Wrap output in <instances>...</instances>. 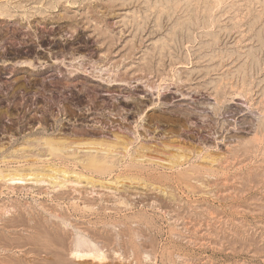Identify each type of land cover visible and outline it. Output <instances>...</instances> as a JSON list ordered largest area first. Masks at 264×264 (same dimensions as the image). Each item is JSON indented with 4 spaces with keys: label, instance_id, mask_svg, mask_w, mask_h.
Instances as JSON below:
<instances>
[{
    "label": "rangeland",
    "instance_id": "rangeland-1",
    "mask_svg": "<svg viewBox=\"0 0 264 264\" xmlns=\"http://www.w3.org/2000/svg\"><path fill=\"white\" fill-rule=\"evenodd\" d=\"M26 1L22 4H27L26 8L28 7V9L26 13L28 12V15H33L30 21L31 23H35L34 29L40 34L38 39L43 40L38 43L40 46L37 47L38 49H41V46H50L56 43L67 51L72 50L71 47H76L75 50L70 52L80 54H75V56H81L85 66H88V64L89 66L93 64H104L107 66L108 64L112 65V67H118V71L120 69L119 75L121 72L123 73L120 77L121 80L130 85L128 84L127 87H114L108 90L101 85L99 90H92L96 88L94 86L98 82L79 76L77 78L79 80L72 81V84H69V88L66 90V88H62L60 85H54L55 81H64V78L58 77L52 72V69L57 68L64 74L65 70L62 65H69L67 62L71 61L70 58H64L65 55H62L61 58L65 59L62 60L65 62L64 64H58L61 59L59 61H52L51 63L45 58L42 59V62H47L43 64L45 68H39L38 71L34 70V72L44 73L47 70L51 72L47 71L48 73L45 74L46 76L43 75V77L46 79L50 77L49 80L54 86H52L54 91H51L48 97L54 101L52 99L43 100L42 93H39L40 95L38 96L41 99H38L37 96V99L33 100L28 97L24 101L25 106L22 108L21 106H17L16 108L13 104L12 106H8V109H11L9 111V113L11 112V118L3 114L5 108L0 109V114H3L0 118V147L2 145V155H6L14 150L15 147L20 146L24 139L39 136H62L64 134L63 136L67 135L70 137H84V135L85 137H92L89 135H93L97 139L112 140L114 133L123 134L124 132L123 135L132 137L133 128L131 124L137 119L136 116L138 115L134 114L138 112L143 113V116L148 115L145 118L147 121L146 125H144L145 130H141L139 135L142 139L140 141L150 150H147L145 154L149 158L154 159L153 162L166 159L170 154H175L176 156L182 155L184 157L179 160V163L184 165H182V168H178V170H185L187 167L190 168L191 165H205L206 163L207 167L210 166L212 170L216 169L217 172H220L221 170L219 171L217 168L220 167L224 156L231 157L232 153L241 149L239 148L241 140H248L253 136L256 123L262 116L261 109L264 106V0H225L223 8L220 6L217 8L218 10L214 9L217 11L214 12L212 10L213 14L211 18L207 16L208 13L210 15L211 6H213L212 0H178L179 6H181L176 10L173 6L174 0L172 2L171 0H126L127 3L125 2L124 4L120 2L121 0H74L75 3H73V0H69L73 4L71 7L64 3L66 0H59L60 3L54 0L52 2L56 4L54 6L58 10L57 14L48 9V4L50 5V3L47 0L45 1L47 5L45 4V9L42 10L34 9L36 0ZM178 1L176 0V2ZM205 1L212 5L208 4L209 7H207L208 5ZM200 2L202 3L200 4ZM203 2L205 3L203 4ZM18 7L14 6L12 8V21L8 22L9 20L5 18V20H0V28L5 26L9 34L13 31L14 37L16 36L17 40L20 38V31L24 30L23 27L28 26V22L20 18L22 12ZM161 9H164L165 12ZM167 12L170 15H167ZM138 15L139 17H137ZM45 17L46 19H44ZM13 20L15 27L13 26L14 23H12ZM41 20H44L46 23L42 22L40 24ZM98 20L99 22L101 20L104 22L105 28L109 30L106 33L108 35L101 36L104 33L96 27ZM50 22L53 23L50 25ZM207 22L211 23L212 27ZM17 23L20 26H17ZM212 23H215L214 27ZM137 28L138 30H136ZM56 37L59 38L58 42H54ZM103 38L106 39L105 41L111 39L105 42ZM28 39L30 38L28 37ZM105 56L106 59L104 58ZM102 59L106 63L102 62ZM35 63H37L36 66L38 67L42 65L41 62ZM46 65L48 67L51 66L52 69ZM25 76L27 78L30 77L28 74ZM1 79L2 77L0 81ZM131 85L133 88H131ZM155 85H162L160 88L166 87L160 91V100H158L161 106L158 105V100H156ZM81 88H85L86 90L80 96L89 97V100L77 102L74 99V94L79 95L78 90ZM59 89L62 92L61 94L59 93ZM32 90H25V95L22 94L23 97L25 98L28 94L30 95ZM64 90L66 91L64 92ZM125 97L134 98V100L125 102L123 101ZM141 97L144 99H140ZM63 99L67 101H62ZM135 103L136 106L134 105ZM58 104L61 106H58ZM172 106L178 107L180 110L194 111L195 115L190 117L191 120L190 118L187 121L185 120L186 123L182 121L177 128L165 119L157 118L159 114L166 116L167 112L169 113V110L173 108ZM44 107L46 108V112L42 110ZM18 108L23 110H19ZM119 108L123 109V112L116 113ZM27 111L35 112V115L43 114L45 118L47 117L43 122L45 128H34V132L30 133L29 130H32L30 126H35L39 119L34 115L35 118L33 120H25L28 117L25 116ZM22 112L25 113L21 114ZM152 115L156 119L149 117ZM58 116H60L61 122L55 127L51 118H57ZM119 116L126 118L128 123L120 122ZM189 120L190 122H188ZM100 121L102 122L100 123ZM12 125L20 128L17 133L15 132L16 134L4 130L5 128L12 127ZM92 126H100V128L95 130ZM58 128L61 130L57 131ZM20 132L22 133L20 134ZM167 145L169 146L167 147ZM136 147V143H133L128 146L127 151H130V154L132 152L134 156L135 152L133 153V151L136 150ZM77 152L84 154L85 150L84 152ZM123 152L126 154L125 151H122L119 154L121 158L118 156L120 160L119 168L111 176L110 181L112 183L107 184L109 178L105 179L106 183L104 182L105 187L108 185L112 188L109 190L107 188H98L99 185L97 184L94 187L87 186L86 189L89 191V195L83 196L84 199L92 200V203L96 204L93 207V210L96 212L87 211L86 214H88L83 215L88 217L84 218L85 220L83 219V221L98 224L99 227L97 226L96 228L98 231L96 234L97 237H100L99 243L102 242L100 245L103 247V251L107 257L104 262H93V264H264V189L260 188L264 186V184H260L261 175L264 173L263 167L261 170L260 168L256 170L257 172L253 170L250 176L245 175V169L242 170L244 172L242 175V171H234L230 168V170L228 169L224 172L223 175L225 176L216 175L218 177L216 178V176L207 175L198 179L199 181L197 182H192L196 190H186L184 185H174V180L171 178L163 179L165 185H159L158 183L153 185L151 181L149 183L147 181L128 179L129 170L122 169L121 167L122 164H126L129 160L127 158L128 154L125 155ZM207 152L210 154L208 155L210 158L207 157V162L203 164L201 159L207 155ZM211 157L217 159V162L212 165L208 163ZM143 165L150 170L153 168L157 169L154 172L156 175L167 174L161 176L163 178L169 177L170 173L175 172L174 170L172 172L167 169H159L155 165L153 166L151 162L149 164L146 162ZM75 170L78 171V168ZM123 170L127 177L125 175L121 176L120 183L115 185L113 182L114 178L119 173L124 174ZM234 175L235 177H233ZM69 177L72 179L70 182L72 184H67L66 189H69V191L72 189H84V184L75 185L74 176L69 175ZM252 177L255 178L258 186ZM224 178H228L227 182L223 180ZM33 183V181L23 183L22 189L15 190L16 195L13 194L14 196H0V204L21 203V205L23 204L22 207L39 209L41 207L39 204L43 203L42 206L52 207L53 203L48 201L46 193L49 191L48 196L50 198L55 193H59V190H55L53 194L51 188H48L49 184L40 185L39 183ZM4 186L6 185L4 184ZM41 186L42 190H39ZM246 187L249 188L245 189ZM44 190L45 192L43 193ZM3 191L7 193L6 189ZM39 193H41V197H37ZM76 202L80 201L76 200ZM49 203L51 205H48ZM68 203L70 202L66 200L65 204ZM103 207H105L104 209L107 212ZM113 209L116 210L114 211ZM90 213L96 214L91 216L89 215ZM100 221L104 223L101 224ZM117 222L119 223L117 224ZM105 223H111L116 227L112 229L110 225H105ZM101 236L105 239L108 238L107 240H113V245H108V241H102L103 238L101 239ZM16 238L19 239L21 237ZM28 250L29 247L23 250L22 253L18 252V250H11L12 252L0 251V264H26L23 262L25 259L23 258L25 256L23 252L25 253ZM138 252L139 254H137ZM21 256L23 260L21 259L19 262L17 258ZM31 256L26 255V259L31 260L33 257ZM74 263L81 262L75 260ZM29 264H32V262Z\"/></svg>",
    "mask_w": 264,
    "mask_h": 264
},
{
    "label": "bare ground",
    "instance_id": "bare-ground-1",
    "mask_svg": "<svg viewBox=\"0 0 264 264\" xmlns=\"http://www.w3.org/2000/svg\"><path fill=\"white\" fill-rule=\"evenodd\" d=\"M26 0H0V20L1 19H7L9 20L8 22L12 21L13 16H12V8L14 6H19L18 9L21 10L22 15H21V19L25 20L26 22H28V26L23 27L24 30L21 31L23 32L22 36L23 39L21 38L22 42L20 44L24 45V47H26L27 44V39L28 37L33 38L34 40H37L40 37V34H38L37 30L34 29V24L35 23H31L30 18L33 17V15H28V12L26 13L28 7L26 8V5H23ZM28 1V0H27ZM26 1V2H27ZM45 1L46 0H36V5H34V9L35 10H42L45 9ZM49 1L50 5L48 4V9L52 10V12H55L57 14V9L56 6H54L55 2L53 3L52 1L54 0H47ZM57 2H59V0H56ZM168 1V0H167ZM178 1V0H177ZM198 1V0H197ZM195 1V2H197ZM203 1V0H202ZM210 1V0H209ZM208 1V2H209ZM213 1V6H211L212 4L207 3V5L209 4L211 6V10H210V15L208 13L209 18L212 17V10L219 8L220 6H222L223 8V3H225V0H212ZM229 1V0H228ZM240 1V0H239ZM56 2V3H57ZM120 2H122L123 4L126 2V0H121ZM172 2V0H171ZM203 2V4L205 3ZM23 3V4H22ZM35 3V2H33ZM60 3V2H59ZM58 3V4H59ZM64 3L68 4L67 6H73V4H71L69 2V0H66ZM73 3L74 0H73ZM77 3V2H76ZM127 3V2H126ZM199 3V2H198ZM202 2H200L201 4ZM244 3V1H243ZM246 3V2H245ZM32 4V3H30ZM57 4V5H58ZM169 4V3H167ZM166 4V5H167ZM197 4V5H200ZM239 4V3H238ZM47 5V4H46ZM56 5V4H55ZM64 5V4H63ZM160 5V4H159ZM158 5V7H159ZM196 5V6H197ZM209 5L207 7H209ZM33 6V5H32ZM31 6V8L33 9V7ZM173 6L176 9H179V1L176 2V0H174ZM205 6V5H204ZM66 7V6H65ZM152 7V6H151ZM162 7V6H161ZM165 7V6H164ZM69 8V7H67ZM153 8V7H152ZM171 8V7H170ZM169 8V9H170ZM173 8V9H174ZM198 8V6H197ZM200 8V7H199ZM202 8V6H201ZM15 9V8H14ZM30 9V8H29ZM76 9V8H75ZM138 9V8H137ZM11 10V11H10ZM31 10V9H30ZM49 10V11H50ZM162 11H164V9H161ZM171 10V9H170ZM209 10V9H208ZM218 10V9H217ZM217 10H214L217 11ZM222 10V9H221ZM25 11V12H24ZM45 11V10H44ZM149 11V9H148ZM168 11V10H167ZM185 11V10H184ZM19 12V11H17ZM32 12V11H31ZM30 12V13H31ZM35 12V11H33ZM47 12V11H46ZM160 12V11H159ZM165 12V11H164ZM209 12V11H208ZM42 13V12H41ZM50 13V12H49ZM146 13V12H145ZM37 14V13H36ZM39 14V13H38ZM48 14V13H47ZM53 14V13H52ZM161 14V12H160ZM163 14V12H162ZM169 13L167 12V15ZM259 14V13H258ZM263 14V13H262ZM49 15V14H48ZM54 15V14H53ZM96 15V14H95ZM135 15V14H134ZM146 15V14H145ZM170 15V14H169ZM223 15V14H222ZM237 15V14H236ZM235 15V16H236ZM250 15V14H249ZM42 16V15H41ZM133 16V15H132ZM136 16V15H135ZM134 16V17H135ZM161 16V15H160ZM197 16V15H196ZM224 16V15H223ZM15 17V16H14ZM43 17V16H42ZM47 17V16H46ZM46 17L44 19H46ZM139 17V15L137 16ZM144 17V16H143ZM214 17V16H213ZM239 17V16H238ZM237 17V18H238ZM50 18V17H49ZM97 18V17H96ZM99 18V17H98ZM244 18V17H243ZM242 18V19H243ZM258 18V17H257ZM256 18V19H257ZM4 19V20H5ZM134 19V18H133ZM140 19V18H139ZM143 19V18H142ZM160 19V18H159ZM259 19V18H258ZM147 20V19H146ZM214 22V18L212 19ZM49 21V20H48ZM51 21V20H50ZM38 22V21H37ZM42 24V22L46 23L44 20L40 21ZM158 22V21H157ZM204 22V21H203ZM14 23V20L13 22ZM19 23V22H18ZM17 23V26H20V24ZM39 23V22H38ZM43 23V24H44ZM53 23V22H52ZM51 22L49 23L50 25L52 24ZM138 23V22H137ZM144 23V22H143ZM205 23V22H204ZM262 23V22H261ZM26 24V25H27ZM37 24V23H36ZM97 24V28L100 29V31L102 33H104L101 36H106L108 34H106L109 30H107L108 28H105L104 22L101 20V22H99ZM128 24V23H127ZM136 24V23H135ZM198 24V23H197ZM207 24H210L209 22H207ZM213 24V23H212ZM215 24V23H214ZM213 24V27H214ZM6 25V24H5ZM15 25V23L13 24V26ZM141 25V24H140ZM204 25V24H203ZM209 25V27H210ZM2 26V24H1ZM12 26V27H13ZM44 26V25H43ZM207 26V25H204ZM254 26V25H253ZM15 27V26H14ZM141 27V26H140ZM198 27V26H197ZM208 27V28H209ZM212 27V25H211ZM149 28V27H148ZM147 28V29H148ZM182 28V27H181ZM132 29V28H131ZM141 29V28H140ZM199 29V28H198ZM95 30V29H94ZM98 30V29H97ZM135 30V29H134ZM138 30V28L136 29ZM10 31V30H9ZM140 31V30H139ZM137 32V31H136ZM190 32V31H189ZM11 33V32H10ZM26 33V34H25ZM40 33V32H39ZM212 33V32H211ZM21 34V33H20ZM25 34V35H24ZM137 34V33H136ZM0 37L1 40L5 42V40L7 41V43L9 44V46H13V41H14V34H12V36L10 37L8 34V32L6 31L5 26H2V28H0ZM99 35V34H98ZM111 35V34H110ZM109 35V36H110ZM20 36V37H22ZM214 36V35H213ZM16 37V36H15ZM19 37V36H18ZM108 37V36H107ZM194 37V36H193ZM27 38V39H26ZM52 38V37H51ZM50 38V39H51ZM109 38V37H108ZM112 38V36H111ZM110 38V39H111ZM151 38V37H150ZM20 39V38H19ZM104 41L106 40L105 38H103ZM110 39L107 41H110ZM32 40V39H31ZM33 40V41H34ZM40 40V39H39ZM113 40V39H112ZM196 40V39H195ZM259 40V39H258ZM19 41V40H18ZM103 41V42H104ZM105 41V42H107ZM207 41V40H206ZM246 41V40H245ZM104 42V43H105ZM113 42V41H112ZM136 42V41H135ZM15 43V42H14ZM101 43V42H100ZM214 43V42H213ZM243 43V42H242ZM17 44V43H16ZM18 43V45H20ZM32 44V43H31ZM128 44V43H127ZM126 44V45H127ZM237 44V43H236ZM246 44V43H245ZM2 44H0L1 46ZM17 45V46H18ZM36 45V44H35ZM101 45V44H99ZM108 45V44H107ZM249 45V43H248ZM252 45V44H251ZM16 46V48H17ZM21 46V45H20ZM29 46V45H28ZM38 46V45H37ZM106 46V44H105ZM2 47V46H1ZM14 47V46H13ZM9 48V47H8ZM15 48V49H16ZM99 49V48H98ZM128 49V48H127ZM225 49V48H224ZM231 49V48H230ZM1 50V49H0ZM22 50V49H20ZM31 50V49H30ZM130 50V49H129ZM159 50V49H158ZM156 50V51H158ZM228 50V49H227ZM27 51V50H26ZM25 51V52H26ZM148 51V50H147ZM209 51V50H208ZM17 52V51H16ZM22 52V51H21ZM24 53V52H23ZM28 53L31 52H27L26 55ZM158 53V52H157ZM160 53V50H159ZM180 53V52H179ZM253 53V52H252ZM1 54V53H0ZM76 54V53H75ZM244 54V53H243ZM155 55V54H154ZM171 55V53H170ZM206 55V54H205ZM3 56V55H2ZM104 56V55H103ZM102 56V58H103ZM159 56V55H158ZM247 56V55H245ZM151 57V56H150ZM162 57V56H161ZM70 58V62H67L69 65L64 64L65 62L62 60H65L63 58H61V61H59L58 64H64L62 65V67L65 70V73L63 74L59 69H52V67H49L52 69V72L55 73L58 77H62L64 78V81L62 80H58L54 82V85H60L62 88H66V90L69 88V84H72V81H77L79 79H77L79 76H81V78L85 77V78H89L92 79L93 81L95 80L98 83H95L96 88H93L92 90H96V89H100L101 85L106 87L107 90L114 88V87H120V86H124L127 87L129 83L123 82L124 80H121V74H123L121 72V74L119 75V71H118V67H112V65H108L105 66L103 65H91L88 66L84 65L85 63L83 62V58H81V56H75L72 52H70L69 55ZM106 59V56L104 57ZM231 58V57H229ZM25 59V58H24ZM85 59V57H84ZM30 60V59H29ZM29 60H22L23 62H16L14 65L16 68H19L20 71L17 69L18 73L16 72V69H9L12 70L11 71V81L8 82L9 84L7 85L8 87V94L6 93L5 99H7L6 96L8 95H12V97H14V95L16 94V92L19 90H22V93L24 94L25 90L29 91V86L31 88H37L35 89L38 93H42L43 95V99L45 101H47V99H49L48 96L50 95H44L46 93L51 94V89L49 85H47L44 81L43 75H45L46 73H48L46 70V72H42V73H38V72H34V71H30L28 72V70H35L36 68L32 65L31 61ZM88 60V59H87ZM182 60V59H181ZM189 60V59H188ZM204 60V59H203ZM85 61V60H84ZM104 60L102 59V62ZM178 61V59H177ZM42 62V61H41ZM92 62V61H91ZM183 62V61H181ZM34 63V62H33ZM43 64H46L44 62H42ZM94 63V62H93ZM104 63H106L104 61ZM107 63H109L107 61ZM111 63V62H110ZM177 63V62H176ZM4 64V63H3ZM43 64L40 66V69H44L45 66L43 67ZM243 64V63H242ZM252 64V63H251ZM12 65V67L14 66ZM37 65V64H36ZM52 65V64H51ZM56 65V64H55ZM159 65V64H158ZM184 65V64H183ZM223 65V64H222ZM50 66V65H49ZM61 66V65H60ZM160 66V65H159ZM179 66V65H178ZM7 67V66H6ZM54 67V66H53ZM59 67V66H57ZM259 67V66H258ZM9 68V67H8ZM149 68V67H148ZM159 69V67H157ZM227 68V67H226ZM26 69V70H25ZM163 69V68H162ZM169 69V68H168ZM213 69V68H212ZM235 69V68H234ZM261 69V68H260ZM3 70V68H2ZM37 71L39 70L38 68L36 69ZM35 70V71H36ZM225 70V69H224ZM229 70V69H228ZM241 70V69H240ZM239 70V72H240ZM247 71V70H246ZM1 72V71H0ZM168 72V71H167ZM244 72V71H243ZM51 73V72H49ZM166 73V72H165ZM241 73V72H240ZM247 73V72H246ZM264 73V72H263ZM3 74V73H2ZM29 75L30 77H26L25 75ZM236 74V73H235ZM234 74V75H235ZM48 75V74H47ZM1 76V75H0ZM46 76V75H45ZM83 76V77H82ZM10 77V76H9ZM156 77V76H155ZM159 77V76H158ZM207 77V75H206ZM27 78V79H26ZM254 78V77H253ZM252 78V79H253ZM7 79V78H6ZM50 79V77H49ZM255 79V78H254ZM66 80V82H65ZM69 80V82H68ZM159 80V79H158ZM182 80V79H181ZM206 80V79H205ZM243 80V79H242ZM48 81V80H47ZM52 81V80H51ZM156 81V80H155ZM162 81V79H161ZM160 81V83H161ZM82 82V81H79ZM159 82V81H158ZM7 83V82H6ZM84 83V82H83ZM88 83V82H87ZM86 83V84H87ZM100 83V84H99ZM156 83V82H155ZM254 83V82H253ZM252 83V84H253ZM1 84V83H0ZM172 84V83H171ZM218 84V83H217ZM52 85V84H50ZM74 85V84H73ZM85 85V84H84ZM91 85V84H90ZM130 85V84H129ZM179 85V84H178ZM238 85V84H237ZM251 85V84H250ZM53 86V85H52ZM71 86V85H70ZM82 86V83H81ZM162 86V85H160ZM160 86H156L155 85V91H156V100H158L160 98V91L161 89H165L164 87L160 88ZM54 87V86H53ZM93 87V86H92ZM154 87V86H153ZM168 87V86H167ZM131 88L132 85H131ZM136 88V87H135ZM148 88V87H147ZM223 88V87H222ZM57 89V88H56ZM61 89V88H60ZM59 89V90H60ZM154 89V88H152ZM208 89V88H207ZM34 90V91H35ZM64 90V92L66 91ZM85 88H81L80 90H78L79 96L82 95L83 91H85ZM91 90V88H90ZM215 90V89H214ZM226 90V89H225ZM16 91V92H15ZM52 91L53 88H52ZM69 91V90H68ZM154 91V92H155ZM219 91V90H218ZM248 91V90H247ZM19 92V91H18ZM87 92V91H86ZM94 92V91H93ZM33 93V92H32ZM36 93V92H35ZM38 93H36L35 95H37ZM60 94L62 93L61 90L59 92ZM56 94V93H55ZM59 94V95H60ZM68 94V93H67ZM230 94V93H229ZM25 95V94H24ZM32 95V94H31ZM72 95V94H71ZM86 95V94H85ZM91 95V94H90ZM218 95V94H217ZM247 95V94H246ZM249 95V94H248ZM20 96V95H19ZM67 96V95H66ZM75 96V100L77 102H83V99H81L80 97H78L77 94H74ZM84 96V95H83ZM73 97V96H72ZM93 97V96H92ZM231 98V96H229ZM21 98L23 100H19V102H15V101H9L8 102V106H12V104L14 106H21L24 107L25 106V99L23 97V95H21ZM34 98V94L32 95V100ZM89 100V97H87ZM52 99V98H50ZM49 99V100H50ZM140 99H144V98H140ZM241 99V98H240ZM53 100V99H52ZM134 100V98H130V97H125L123 101L125 102H130ZM160 100V99H159ZM158 100V103H159ZM215 100V99H214ZM231 100V99H230ZM4 101V100H3ZM43 101V100H42ZM54 101V100H53ZM51 101V102H53ZM62 101H67L66 99H63ZM50 102V103H51ZM60 102V101H59ZM135 102V101H134ZM249 102V101H248ZM61 103V102H60ZM66 103V102H65ZM62 104V103H61ZM64 104V103H63ZM154 104V103H153ZM152 104V105H153ZM157 105V103H155ZM247 104V103H246ZM136 106V103L134 104ZM151 105V107H153ZM160 105V103L158 104ZM248 105V104H247ZM260 105H262L260 103ZM259 105V106H260ZM8 106H6L7 108L3 110V114L6 115V117L8 116L9 118H11V112L9 113ZM52 106V105H51ZM58 106H61L58 104ZM81 106V105H80ZM155 106V105H154ZM161 106V105H160ZM249 106V105H248ZM263 106V105H262ZM138 107V106H137ZM150 107V105H149ZM148 107V108H149ZM159 107V106H158ZM173 107V106H172ZM171 107V108H172ZM21 108H18L19 110H23ZM160 108V107H159ZM158 108V109H159ZM194 108V107H193ZM30 109V108H29ZM32 109V108H31ZM68 109V108H67ZM86 109V108H85ZM139 109V108H138ZM191 109V108H190ZM189 109V110H190ZM220 109V108H219ZM27 110V109H26ZM44 112H46V108L44 107V109H42ZM149 110V109H148ZM195 110V109H193ZM224 110V109H223ZM226 110V109H225ZM250 110V108H249ZM254 110V109H253ZM262 110V116L260 119H258L257 121V125H256V129L255 132L253 134V136L248 139V140H241V142H239V148H241L240 150H236L234 153H232L233 155L230 156H224V160L221 161L220 163V167L217 168L219 169L220 172H217L216 169L212 170V168L209 166L207 167L206 163L207 162V157H209L208 152L207 155H205L201 160L203 161V164L205 163V165H189L190 168L187 167V169L185 170H178V168H182V165L184 164H180L179 160H181L184 156L182 155H172L170 154L166 159L163 160H157L153 162L154 159L149 158L145 152L147 150H149V148L143 144V142H141V136L139 135V132L141 130H145L144 125H146L145 123L146 121V116H143V113H136L134 115H138L136 116L137 119L132 122V128H133V135L132 137H128L127 135H123L121 134H115L113 135V139L112 140H105V139H100V138H94L93 135H89L92 137H78V136H47V137H36V138H27L24 139L23 142L20 144V146L15 147L14 150H12L11 152L7 153L6 155H2V145L0 147V196H10V195H16L15 190L18 189H22L23 187V183H27L28 181H33L34 183H39L40 185L43 184L45 185V183H47L46 185H50L48 188H51L52 193L55 192V190H59V193H53L54 195L52 197L49 198L48 194L49 191L46 193L47 197H48V201H50L51 203H53L52 207H45L41 205V207L39 209H34L33 207H22L21 203H13L10 205H6V204H0V251H11V250H18V252H21L23 250H25L26 248L29 247V250L27 252H23V254H25V256L23 258L24 259V263L29 264L32 262V264H93V262L97 263V262H104L106 260V255L103 251V247L100 245L102 242L99 243V239L100 237H97L96 232L97 231V226L98 224L96 223H90V221H83V219L88 216H86V212H94L95 210H93L94 204L92 203V200H88V199H84L83 196L89 195V191H87L86 187L87 186H91L94 187L96 184L99 185L98 188H107L108 190L112 187L106 185H104V182L106 181L105 179H108L107 184H111L112 182L111 180V176L118 170L119 168V158H121V156H119V154L122 151H125L127 155V158L129 159L127 161L126 164H122L121 167L122 169H127L129 170V176L128 179H132V180H137V181H147L151 184L155 185L156 183H158L159 185H163L164 181L163 179H167V178H171L174 183V185H184L186 188V190H194L196 187H194L192 182H197L199 181L198 179L203 178L207 175L210 176H222L224 174L225 171H227L228 169L230 170V168L234 171H242L243 169H245V175L250 176L251 172L254 170L255 172H257L256 170H258L260 168L263 167L264 169V106L261 109ZM165 111V110H164ZM196 111V110H195ZM69 112V111H68ZM119 112H123V109H118L116 111V113ZM149 112V111H148ZM225 112V111H224ZM257 112V111H256ZM13 113V112H12ZM19 113V112H18ZM25 112H22L21 114H23ZM88 113V112H87ZM3 114H0V118ZM58 114V113H57ZM146 114V113H145ZM20 116V114H18ZM35 112L33 113L32 111L29 112L27 111L26 113V117L25 120H33L35 117H37V122L35 126H30L29 132H34V128L38 129V128H42L44 129L45 125H43V122L45 121V119H47V117L45 118L44 115H38L36 114L35 117ZM50 115V114H49ZM111 115V114H110ZM116 115V114H113ZM119 115V114H118ZM116 115V116H118ZM121 115V114H120ZM127 115V113H126ZM195 113L194 111L192 112L190 111H185V110H180L178 107H173L171 110H169V113L167 112V115H161L159 114V117L157 118H162L165 119L167 122H170L171 124L175 125L176 128L178 127V125L183 121L185 122V120L187 121L188 118L194 116ZM15 116V114H14ZM17 116V115H16ZM158 116V115H157ZM13 117V116H12ZM22 117L24 118V116L22 115ZM53 117V116H52ZM120 118V122L122 123H128L126 118H122L121 116H119ZM151 119H156L152 116ZM205 117V116H204ZM60 116H58L57 118H51L55 127H57L60 122L61 119H59ZM105 118V117H104ZM148 118V117H147ZM150 119V118H149ZM191 120V118H190ZM190 120L188 122H190ZM194 120V119H193ZM153 121V120H152ZM151 121V122H152ZM102 121H100L101 123ZM187 122V123H188ZM21 123V122H20ZM24 123V122H23ZM29 123V122H28ZM186 123V122H185ZM130 124V123H129ZM19 125V123H18ZM30 125V124H28ZM94 125V124H93ZM244 125V124H243ZM248 125V124H247ZM174 126V127H175ZM195 126V125H194ZM242 126V125H241ZM255 126V125H254ZM48 127V126H47ZM54 127V129H55ZM60 127V126H59ZM93 129H99L100 126H92ZM173 127V126H172ZM244 127V126H243ZM4 129V128H3ZM20 128L18 126H14L12 125V127H8V129H4L5 131L8 132H16L19 130ZM35 129V130H36ZM48 129V128H47ZM83 129V128H82ZM51 130V129H50ZM56 130V129H55ZM61 130V129H57ZM86 130V129H85ZM250 130V129H249ZM25 131V130H22ZM37 131V130H36ZM81 131V130H80ZM123 131V130H122ZM186 131V130H185ZM1 132V131H0ZM46 132V131H45ZM61 132V131H60ZM82 132V131H81ZM252 132V131H251ZM11 133V134H12ZM13 133V134H14ZM15 133V134H16ZM22 132H20L21 134ZM59 133V132H58ZM176 133V132H175ZM180 133V132H179ZM12 134V135H13ZM26 134V133H25ZM52 134V133H51ZM173 134V133H172ZM83 135V134H82ZM101 135V134H100ZM169 135V134H168ZM176 135V134H175ZM10 136V135H9ZM16 136V135H15ZM20 136V135H19ZM95 136V135H94ZM144 136V135H143ZM168 137V136H167ZM243 137V136H242ZM245 137V136H244ZM112 138V137H111ZM12 139V138H11ZM107 139V138H106ZM177 139V138H176ZM16 142V141H15ZM169 142V141H168ZM136 143L137 147L136 150L133 151L134 156L132 155V152L130 154V151L128 152V146ZM153 143V142H152ZM180 143V142H179ZM189 143V142H188ZM238 144V143H237ZM15 145V143H14ZM163 145V144H162ZM171 145V144H170ZM189 145V144H188ZM146 146V147H145ZM169 145H167L168 147ZM184 146V145H183ZM194 146V145H193ZM230 146V145H229ZM135 147V146H134ZM150 147V146H149ZM185 147V146H184ZM232 147V146H231ZM131 148V147H130ZM129 148V149H130ZM153 148V147H152ZM162 148V147H161ZM188 148V147H187ZM206 148V147H205ZM5 149V148H4ZM75 149V150H74ZM172 149V148H171ZM196 149V148H195ZM194 149V150H195ZM202 149V148H201ZM238 149V148H237ZM74 150V151H73ZM85 150V152H84ZM122 150V151H120ZM170 150V149H169ZM175 150V149H174ZM180 150V149H179ZM77 151H83L84 154H81L80 152L78 153ZM150 151V150H149ZM160 151V150H159ZM168 151V150H167ZM199 151V150H198ZM230 151V150H229ZM153 152V151H151ZM162 152V151H161ZM182 152V151H181ZM191 152V151H189ZM201 152V151H199ZM232 152V151H231ZM169 153V152H168ZM178 153V152H177ZM183 153V152H182ZM228 153V152H227ZM230 153V152H229ZM121 154V155H124ZM148 154V153H147ZM154 154V153H153ZM191 154V153H190ZM189 154V155H190ZM194 154V153H193ZM199 154V153H198ZM197 154V155H198ZM124 155V156H125ZM203 155V154H202ZM217 155V154H216ZM224 155V154H223ZM229 155V154H228ZM119 156V158H118ZM122 156V157H124ZM212 156V155H211ZM215 156V155H214ZM219 156V155H218ZM222 156V155H221ZM195 157V156H194ZM199 157V156H198ZM125 158V157H124ZM123 158V160H124ZM210 158V157H209ZM199 160V159H198ZM122 161V160H121ZM126 161V160H125ZM195 161V160H194ZM144 162V163H143ZM151 162V164H153V166L155 165L157 168H161L162 170L167 169L173 172V170L175 172L170 173V175H168L169 177L163 178L161 176L167 175V174H158L156 175L154 172H156L157 169H148L147 167H144L145 163ZM215 162H217V159L214 157H211V160L208 161V163L210 165L214 164ZM165 163V164H164ZM192 164V163H191ZM120 167V168H121ZM78 168V171H76L75 169ZM161 170V171H162ZM216 170V171H215ZM124 172V170H123ZM262 172V171H261ZM127 173V171H126ZM158 173V172H157ZM161 173V172H160ZM231 173V171H230ZM243 171H242V175H243ZM256 174V173H255ZM261 174V173H260ZM69 175L74 176L73 180H74V184L75 185H83L84 184V189H72L69 191V189L67 188V184H72L70 183L72 181V179L69 177ZM124 174L119 173L118 176L116 178H114V184H119V180H121V176H124ZM233 175V174H232ZM216 176V178H218ZM225 176V175H223ZM222 176V177H223ZM228 177V175H226ZM237 176V175H236ZM256 176V175H255ZM125 177H127L125 175ZM221 177V178H222ZM232 177V176H231ZM235 177V175L233 176ZM241 177V176H240ZM253 178V177H252ZM257 178V177H256ZM127 179V178H126ZM228 178H224L223 180L227 182ZM239 179V178H238ZM244 179V178H243ZM249 179V178H248ZM251 179V178H250ZM256 183L255 178H253ZM170 180V179H169ZM171 180V181H172ZM216 180V179H215ZM240 180V179H239ZM247 180V179H246ZM157 181V182H155ZM167 181V180H166ZM245 181V180H244ZM252 181V180H251ZM253 181V182H254ZM122 182V181H121ZM126 182V181H125ZM128 182V181H127ZM168 182V181H167ZM213 182V181H212ZM239 182V181H238ZM250 182V181H249ZM1 183H3V185H1ZM33 183V184H34ZM106 183V182H105ZM129 183V182H128ZM206 183V182H205ZM222 183V182H221ZM252 183V182H251ZM250 183V184H251ZM4 184L6 186H4ZM124 184V183H123ZM145 184V183H144ZM172 184V183H171ZM216 184V183H215ZM230 184V183H229ZM260 184H264V173L263 175H261V182ZM27 185V184H26ZM158 185V186H159ZM165 185V184H164ZM214 185V184H213ZM222 185V184H220ZM232 185V184H231ZM245 185V184H243ZM113 186V185H111ZM205 186V185H204ZM227 186V185H226ZM258 186V184H257ZM146 187V186H145ZM206 187V186H205ZM217 187V186H214ZM119 188V187H118ZM175 188V187H173ZM213 188V187H212ZM222 188V187H221ZM232 188V187H231ZM249 187H246L245 189H247ZM261 189H264V186L260 187ZM7 190V193H5L3 190ZM24 189V188H23ZM26 189V188H25ZM47 189V188H44ZM47 189V190H49ZM176 189V188H175ZM179 189V188H177ZM236 189V188H235ZM42 190V186L41 189ZM63 190V191H62ZM113 190V189H112ZM116 190V189H115ZM132 190V189H131ZM147 190V189H146ZM163 190V189H162ZM196 190V189H195ZM203 190V189H202ZM243 190V189H241ZM20 191V190H19ZM93 191V190H92ZM120 191V190H118ZM134 191V190H133ZM159 191V190H156ZM166 191V190H165ZM199 191V190H198ZM238 191V190H237ZM32 192V191H31ZM30 192V193H31ZM45 192V190L43 191V193ZM100 192V191H99ZM192 192V191H191ZM231 192V191H230ZM243 192V191H242ZM28 193V192H27ZM34 193V192H33ZM32 193V194H33ZM42 193V191H41ZM41 193H39V195L37 197H41ZM92 193V192H90ZM95 193V192H94ZM211 193V192H210ZM215 193V192H214ZM220 193V192H219ZM236 193V192H235ZM38 194V193H37ZM97 194V193H96ZM252 194V193H251ZM13 195V196H14ZM25 195V192H24ZM52 195V194H50ZM76 195V196H75ZM137 195V194H136ZM152 195V194H151ZM160 195V193H159ZM183 195V194H182ZM222 195V194H221ZM233 195V194H232ZM242 195V194H241ZM31 196V194H30ZM171 196V195H170ZM18 197V196H16ZM15 197V198H16ZM27 197V196H26ZM36 197V198H37ZM117 197V196H116ZM157 197V196H156ZM215 197V196H214ZM252 197V196H251ZM260 197V196H259ZM5 198V197H4ZM28 198V197H27ZM33 198V197H32ZM35 198V197H34ZM121 198V197H120ZM144 198V197H142ZM147 198V197H146ZM194 198V197H193ZM224 198V197H223ZM19 199V198H18ZM31 199V198H30ZM42 199V198H41ZM167 199V198H166ZM173 199V198H172ZM189 199V198H188ZM195 199V198H194ZM206 199V198H205ZM217 199V198H216ZM33 200V199H32ZM38 200V199H37ZM46 200V199H45ZM69 201L70 203L65 204V202ZM76 200H79L80 202H76ZM142 200V199H141ZM147 200V199H146ZM174 200V199H173ZM179 200V199H178ZM193 200V199H192ZM214 200V199H213ZM258 200V199H257ZM262 200V199H261ZM260 200V201H261ZM8 201V200H7ZM11 201V200H10ZM62 201V202H60ZM126 201V200H125ZM124 201V202H125ZM131 201V200H130ZM157 201V200H156ZM195 201V200H194ZM200 201V200H199ZM12 202V201H11ZM25 202V201H24ZM151 202V201H150ZM172 202V201H171ZM208 202V201H206ZM251 202V201H250ZM258 202V201H257ZM264 202V201H263ZM2 203V202H1ZM4 203V202H3ZM28 203V202H27ZM33 203V202H32ZM51 203H49L48 205H51ZM79 203V204H78ZM106 203V202H105ZM143 203V202H142ZM186 203V202H185ZM197 203V202H195ZM199 203V202H198ZM204 203V202H203ZM235 203V202H234ZM262 203V202H261ZM46 204V203H45ZM219 204V203H218ZM38 205V204H37ZM96 205V204H95ZM168 205V204H167ZM166 205V206H167ZM232 205V204H231ZM255 205V204H254ZM28 206V205H27ZM36 206V205H35ZM34 206V207H35ZM104 206V205H103ZM135 206V205H134ZM107 207V206H106ZM38 208V207H37ZM105 207H103L104 209ZM108 208V207H107ZM113 208V207H112ZM110 208V209H112ZM115 208V207H114ZM144 208V207H143ZM193 208V207H192ZM231 208V207H230ZM259 208V207H258ZM109 209V210H110ZM160 209V208H159ZM263 209V208H262ZM105 210V209H104ZM114 211L116 209H113ZM121 210V209H120ZM173 210V209H172ZM180 210V209H179ZM184 210V209H183ZM254 210V208H253ZM106 211V210H105ZM131 211V210H130ZM231 211V209H230ZM260 211V210H259ZM96 212V211H95ZM107 212V211H106ZM111 212V211H110ZM144 212V211H143ZM178 212V210H177ZM182 212V211H181ZM199 212V211H197ZM98 213V212H97ZM113 213V212H112ZM116 213V212H115ZM126 213V212H125ZM129 213V212H128ZM173 213V212H172ZM237 213V212H235ZM260 213V212H259ZM86 214V215H83ZM96 213H90L89 215L93 216ZM144 214V213H143ZM160 214V213H159ZM178 214V213H176ZM189 214V213H188ZM242 214V213H241ZM100 215V213H99ZM111 215V214H110ZM130 215V214H129ZM199 215V214H198ZM131 216V215H130ZM204 216V215H203ZM209 216V215H208ZM238 216V215H237ZM242 216V215H241ZM150 217V216H149ZM202 217V216H201ZM228 217V216H227ZM151 218V217H150ZM233 218V217H232ZM84 219V220H85ZM118 219V218H117ZM239 219V218H238ZM81 220V222H80ZM107 220V219H106ZM110 220V219H109ZM161 220V219H160ZM177 220V219H176ZM232 220V219H231ZM253 220V219H252ZM155 221V220H154ZM187 221V220H186ZM234 221V220H233ZM236 221V220H235ZM254 221V220H253ZM101 222V221H100ZM115 222V221H114ZM113 222V223H114ZM239 222V221H237ZM104 222H101V224H103ZM119 222H117L118 224ZM125 223V222H124ZM135 223V222H133ZM132 223V224H133ZM139 223V222H138ZM150 223V222H149ZM255 223V222H254ZM85 224V225H84ZM89 224V225H87ZM91 224V226H90ZM100 224V225H101ZM110 225L112 229H115V225L111 224V223H105V225ZM121 224V223H120ZM221 224V223H220ZM231 224V223H230ZM104 225V226H105ZM126 225V224H125ZM138 225V224H137ZM223 225V224H222ZM244 225V224H243ZM127 226V225H126ZM157 226V225H156ZM99 227V226H98ZM211 227V226H210ZM245 227V226H244ZM252 227V226H251ZM131 228V227H128ZM203 228V227H202ZM102 229V228H101ZM127 230V229H126ZM131 231V229H130ZM107 233V232H106ZM183 233V232H182ZM23 234V235H22ZM100 235V233H98ZM102 234V233H101ZM209 234V233H208ZM242 234V233H241ZM22 235V236H21ZM98 235V236H99ZM244 235V234H243ZM21 237V238H16V237ZM104 236V235H103ZM143 236V235H142ZM196 236V235H195ZM111 237V236H110ZM212 237V236H211ZM103 237L101 236V239ZM113 238V237H112ZM130 238V237H129ZM108 238H103V240H105V242L108 241V245L112 246L114 242L113 240H107ZM202 239V238H201ZM222 239V237H221ZM204 240V239H203ZM208 240V239H207ZM123 241V240H122ZM189 241V240H188ZM195 241V240H194ZM129 242V241H128ZM133 242V241H132ZM151 242V241H150ZM196 242V241H195ZM198 242V241H197ZM116 244V243H115ZM135 244V243H134ZM214 244V243H213ZM244 244V243H243ZM147 245V244H146ZM134 246V245H133ZM145 247V246H144ZM139 248V246H138ZM131 249V248H130ZM142 249V248H141ZM178 249V248H177ZM138 250V249H137ZM166 250V249H165ZM12 252V251H11ZM188 252V251H187ZM178 253V252H177ZM22 254V255H23ZM134 254V253H133ZM139 254V252L137 253ZM19 255V254H18ZM26 255H32V259L27 260L26 259ZM112 255V254H111ZM135 255V254H134ZM139 256V255H138ZM141 256V255H140ZM169 256V255H168ZM179 256V255H178ZM8 257V256H7ZM71 258V259H70ZM9 259V258H8ZM20 262V260L22 259L21 257L17 258ZM134 259V258H133ZM139 259V258H138ZM23 260V259H22ZM69 260V261H68ZM71 260V262H70ZM77 260L81 263H74V261ZM89 260V261H88ZM22 262V263H23ZM89 262V263H87ZM172 262V261H171ZM94 263V264H95ZM16 264V263H15Z\"/></svg>",
    "mask_w": 264,
    "mask_h": 264
},
{
    "label": "flooded vegetation",
    "instance_id": "flooded-vegetation-1",
    "mask_svg": "<svg viewBox=\"0 0 264 264\" xmlns=\"http://www.w3.org/2000/svg\"><path fill=\"white\" fill-rule=\"evenodd\" d=\"M21 33V34H20ZM20 33H19V35L20 36H22V34H23V32H21L20 31ZM9 34V33H8ZM12 34H13V31H11V33H10V37L12 36ZM1 36V35H0ZM17 37H18V35H17ZM1 38L2 37H0V40H1ZM23 39V36L22 37H20V39ZM19 39V41L17 40V38L16 37H14V41H13V46H9V44L7 43V41L5 40V42H3V41H0V44H2L1 46H0V75H2V76H0V78L2 77V79H1V81H0V109H6L7 107L6 106H8V101L7 100H9V101H15V102H19V100H23L22 98H21V95L23 94L22 93V90H19L18 89V91L16 92V94H15V97H12V95L10 96H8L7 97V99H5V97H4V95H6V93L8 94V87H7V85L9 84L8 82H10L11 81V71L13 70V69H16V72L18 73V71H17V69L20 71V69L19 68H16L15 67V63L16 62H23L22 60H29V61H31V63H32V65L37 69H39V67L38 66H36V64L37 63H35V62H38V63H40L41 61H42V59H47L50 63L52 62V61H56V60H60L61 59V57H62V55H65V57L64 58H66V57H69V55H70V51H73V50H75L76 49V47H71V49L72 50H66V49H62V46H60L58 43H56V44H52V45H50V46H41V49H38L37 47H40L39 46V44L38 43H40L41 41H43V40H39V39H37V40H34L33 38H31L30 37V39H27V41H29V42H27V44L29 45H27L26 47H24V45H22V44H20L22 41ZM32 39V40H31ZM34 40V41H33ZM58 40H59V38L58 37H56L55 38V40H54V42H58ZM15 42V43H14ZM17 43V44H16ZM18 43L21 45H18ZM32 43V44H31ZM36 44V45H35ZM58 44V45H57ZM18 45V46H17ZM38 45V46H37ZM41 45V44H40ZM16 46H17V48H16ZM9 47V48H8ZM16 48V49H15ZM35 48V49H34ZM20 49H22V50H20ZM31 49V50H30ZM27 50V51H26ZM17 51V52H16ZM22 51V52H21ZM26 51V52H25ZM31 52V53H28L27 55H26V53L27 52ZM24 52V53H23ZM76 53V52H75ZM74 54V53H73ZM77 55H80V54H78V53H76ZM3 55V56H2ZM53 55V56H52ZM75 55V54H74ZM49 57H51V59H49ZM25 58V59H24ZM53 58H55V60H53ZM34 62V63H33ZM45 62V61H44ZM4 63V64H3ZM42 63V62H41ZM47 63V62H46ZM43 64V63H42ZM12 65H14L13 67H12ZM7 66V67H6ZM47 66V65H46ZM9 67V68H8ZM48 67V66H47ZM51 67V66H50ZM2 68H3V70H2ZM11 68H13L12 70H10L9 71V69H11ZM49 68V67H48ZM35 69V70H36ZM30 71H34V70H30ZM3 73V74H2ZM10 76V77H9ZM7 78V79H6ZM10 80V81H9ZM48 80V81H47ZM44 81H45V83L47 84V85H49L50 86V88H52V85H50L51 83H50V80L49 79H46V78H44ZM7 82V83H6ZM49 88V89H50ZM31 89H33L32 90V92L30 93V95L32 94H34V98L33 99H39L40 97H38L40 94L35 90V89H37V88H31L30 86H29V90H31ZM35 90V91H34ZM38 90V89H37ZM51 91H52V89H51ZM38 93L37 95H35L36 93ZM20 95V96H19ZM29 94L24 98L25 100L28 98V97H30V99H32V95L30 96ZM46 95H50V94H48V93H46ZM36 96H37V98H36ZM43 97V96H42ZM81 98V99H83V100H86V99H88L87 97H81V96H79L78 95V97L77 98ZM86 98V99H85ZM19 99V100H18ZM41 99V98H40ZM75 99V98H74ZM4 100V101H3ZM44 100V99H43Z\"/></svg>",
    "mask_w": 264,
    "mask_h": 264
}]
</instances>
